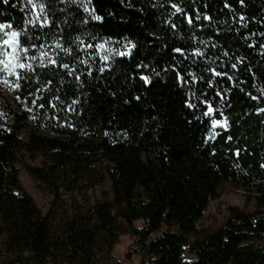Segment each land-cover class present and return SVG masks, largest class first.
<instances>
[{
	"label": "trees",
	"instance_id": "16d2710c",
	"mask_svg": "<svg viewBox=\"0 0 264 264\" xmlns=\"http://www.w3.org/2000/svg\"><path fill=\"white\" fill-rule=\"evenodd\" d=\"M33 3L0 0V23L36 45L20 53L14 106L0 103L5 264H111L122 235L141 264H264V0ZM18 166L51 196L45 214ZM226 186L250 208L199 230Z\"/></svg>",
	"mask_w": 264,
	"mask_h": 264
},
{
	"label": "rangeland",
	"instance_id": "374dc122",
	"mask_svg": "<svg viewBox=\"0 0 264 264\" xmlns=\"http://www.w3.org/2000/svg\"><path fill=\"white\" fill-rule=\"evenodd\" d=\"M5 38L3 30H0V61L3 62L0 63V103L2 99L7 98V101L14 106L12 102L14 98H12L10 93L14 89V81L17 78L18 72L22 69L15 67L17 60L13 57L11 49H7L3 45V40ZM5 65H7V67ZM2 108L3 107L0 106V118L6 116V111ZM40 163L41 158H38L34 162L27 161V164L35 167L40 166ZM18 171V180L23 190L32 198L41 213L45 214L51 202V196L48 191L40 183L33 180L22 167L18 166ZM228 207H237L246 210L250 208L240 190L232 186H226L220 191L218 199L210 202L208 208L204 212L203 218L197 225L198 229L212 230L219 226L224 219ZM135 226L140 227V223H136ZM134 242V238L129 235L120 236L109 255L111 264H141V257L132 254ZM3 256L4 254L2 253L0 241V264H5ZM185 259L193 260V257L185 253Z\"/></svg>",
	"mask_w": 264,
	"mask_h": 264
},
{
	"label": "snow or ice",
	"instance_id": "6c2138e0",
	"mask_svg": "<svg viewBox=\"0 0 264 264\" xmlns=\"http://www.w3.org/2000/svg\"><path fill=\"white\" fill-rule=\"evenodd\" d=\"M27 2H28V4L32 5L33 10L36 8V5L33 3V0H27ZM242 2H243V0H241V3ZM3 3L4 4H9V0H3ZM225 6L228 7L227 4ZM172 7L175 8L176 12H178V13H182L183 12V9H181L180 7H178L175 4H173ZM84 8H85V11L88 10L87 9V5H84ZM40 9L43 12L44 6L40 5ZM37 19H40V17H37ZM92 19L95 20V21H102V17L99 16V15H93ZM197 19H199V16H197ZM204 19H210V17L205 16ZM241 19H243V17H241ZM25 23L26 24H33V21L26 20ZM47 23L48 22L45 20V24H47ZM85 23H87V21H85ZM187 23H188V25L190 27L192 26L193 20H192L191 17L187 18ZM45 24H41L40 27L43 28L45 26ZM33 26H35V25L33 24ZM0 30H3L4 36L6 37L3 40V45L5 46V48L11 49L13 57L17 60V63L15 65V67H18L20 69H24L26 67V65H25V63L20 62L22 57L19 54L23 53L26 56L27 53L29 52L30 48L36 47V45L32 43L33 36L30 35L29 32L24 30L23 28H21L20 30H16L14 28L13 24H11V23H0ZM21 36H23L25 39L22 40ZM35 39L38 40L39 36H36ZM57 47H60V45H57ZM88 47L89 48L95 47L97 50H102V49H104V44L103 43L95 44V45L89 44ZM64 50L68 51V52L72 51L71 49H64ZM174 51L177 52V53H181V49L180 48H176ZM120 55L124 56V55H126V53L121 52ZM225 55H227V53H225ZM31 59H35V57H31ZM102 59L107 60L108 56L105 55V56L102 57ZM0 63H3V62L0 61ZM56 63H57L56 61L52 62L53 65H55ZM5 66L7 67V65H5ZM27 66L31 67V65H27ZM61 67H63L64 69H68L69 65L67 63H65V64L61 65ZM145 67H147V66L145 65ZM232 67L235 68L236 65L233 64ZM69 74H71V73H69ZM214 74L217 75V76L226 75V74H223V73H220V72H215ZM177 75H179V73H177ZM77 79H79V78L77 77ZM141 79H143L145 81V83H148L147 77L141 76ZM229 79H231V77H229ZM217 95H219V94H217ZM252 99H256V97H252ZM187 107L191 109V108L194 107V105L189 103V104H187ZM261 111H264V109H262ZM212 115H213V108H212L211 105H208L207 111H205L203 113V116L208 117V118L211 119V127L213 129L217 128V126L224 127V124H226V121L224 123H222L218 119L211 118ZM211 136L214 138L216 136V133L215 132L211 133ZM229 139H231V137H229ZM237 155H238V153H237ZM262 167H264V165H262Z\"/></svg>",
	"mask_w": 264,
	"mask_h": 264
}]
</instances>
